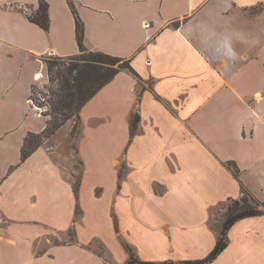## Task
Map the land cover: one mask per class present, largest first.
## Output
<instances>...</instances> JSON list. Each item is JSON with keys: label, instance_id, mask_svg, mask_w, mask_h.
Returning a JSON list of instances; mask_svg holds the SVG:
<instances>
[{"label": "crops", "instance_id": "obj_1", "mask_svg": "<svg viewBox=\"0 0 264 264\" xmlns=\"http://www.w3.org/2000/svg\"><path fill=\"white\" fill-rule=\"evenodd\" d=\"M45 1L48 30L27 18L39 0H0V264H109L95 240L114 264L125 244L143 260L203 258L215 208L241 196L225 162L264 197V0H73L84 45L129 58L138 75L118 71L81 107L77 197L47 148L20 159L45 126L28 102L39 58L79 52L67 0ZM97 221L104 232L86 238ZM71 227L74 240L49 239ZM227 237L206 264H264V213Z\"/></svg>", "mask_w": 264, "mask_h": 264}, {"label": "trees", "instance_id": "obj_2", "mask_svg": "<svg viewBox=\"0 0 264 264\" xmlns=\"http://www.w3.org/2000/svg\"><path fill=\"white\" fill-rule=\"evenodd\" d=\"M75 17V33L79 46L77 54L67 56L71 57L72 63L63 70H59L54 75H49L51 82L55 84L49 88V93L43 94L45 101L40 100L35 91L33 97L39 104L46 103L48 109L44 115H49L50 119L46 120L44 128L39 132L29 131L24 137L21 149L20 159L25 160L35 149L42 145L44 138L54 134L55 131L67 121L76 117L80 120L79 112L83 104L89 100L104 84L109 82L113 76L120 70H125L133 76L138 77L130 64V59L105 53L99 50H89L83 43L84 24L79 17L73 0H67ZM27 18L39 25L41 28L48 30V3L45 0H39L38 7L27 13ZM47 94V95H46ZM48 96V97H46ZM139 116L135 111L130 119V135L132 136L138 126ZM227 168L233 176L239 181L241 196L239 198H229V205L224 213L221 226L216 229L217 239L211 251L199 259H184L180 261H150L139 259L132 248L125 244L128 252V258L124 264H206L213 260L228 243L227 231L231 224L236 220L255 216L264 213V200L261 201L252 193L239 179V168L233 161L225 162ZM80 176L72 182L74 194L78 195V185ZM262 205V207H259ZM76 212H79L78 205Z\"/></svg>", "mask_w": 264, "mask_h": 264}, {"label": "rangeland", "instance_id": "obj_3", "mask_svg": "<svg viewBox=\"0 0 264 264\" xmlns=\"http://www.w3.org/2000/svg\"><path fill=\"white\" fill-rule=\"evenodd\" d=\"M39 59L44 67L41 69V71L43 74L46 73V81L44 82L43 86H39L35 83V96L37 91H42L43 94L49 93V88L55 84V81L51 82L49 80V75H54L55 73H58L59 70H63L66 66L71 65L73 60L71 57H60L52 54L42 55ZM44 119L46 123V120H49L50 116L46 115ZM81 135L82 131L80 120H78L76 117H73L64 125L60 126L54 134L50 135L47 138H44L41 145L51 151L54 157L59 160V162L63 166V176L67 178L71 183L79 178L81 174L82 162L77 152V145ZM258 199L263 201L264 197H258ZM229 203L230 201L227 200L215 208L211 217V223L216 229L221 226L222 220L224 218V213L226 212ZM259 207H262V205H259ZM76 215V218H79L81 216L79 215V212H76ZM83 227L84 236L88 238L93 232H104L106 225L104 222L101 223L97 221L95 223H85ZM74 238L75 235L72 227L67 229L66 231L51 233L49 236V239L55 243L72 241L74 240ZM42 246L43 245L37 247V250L39 251L40 249H42ZM90 246L97 252L102 253L107 258L109 264H114L111 258L113 260L118 259L117 253L112 252L114 249L112 250L110 248L107 251V249L104 248L102 243L98 240L93 241ZM126 260L122 264H124Z\"/></svg>", "mask_w": 264, "mask_h": 264}, {"label": "built area", "instance_id": "obj_4", "mask_svg": "<svg viewBox=\"0 0 264 264\" xmlns=\"http://www.w3.org/2000/svg\"><path fill=\"white\" fill-rule=\"evenodd\" d=\"M46 73L43 74L41 71V68L38 69L34 73V83L31 85L30 94L28 97V102L30 105V108L34 111V113L37 116L45 117L44 112L48 109V105L46 103L39 104L37 101H35V96L33 97V92L35 90V83L39 86H43L44 82L46 81ZM42 88V87H41ZM36 94L39 96L40 100L45 101V96H43L42 91H37Z\"/></svg>", "mask_w": 264, "mask_h": 264}]
</instances>
